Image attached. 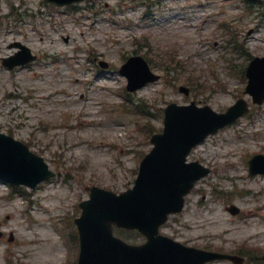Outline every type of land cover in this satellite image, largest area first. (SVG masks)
Instances as JSON below:
<instances>
[{
  "label": "rangeland",
  "instance_id": "374dc122",
  "mask_svg": "<svg viewBox=\"0 0 264 264\" xmlns=\"http://www.w3.org/2000/svg\"><path fill=\"white\" fill-rule=\"evenodd\" d=\"M69 7L0 0V131L62 173L35 189H12L0 179V264H71L78 255L72 218L88 197L86 186L120 192L133 185L140 152L151 146L144 122L161 129L171 101L192 99L224 111L239 97L251 112L192 150L188 159L211 172L160 232L264 264V174L249 176L247 164L264 154V102L251 103L238 72L250 57L264 55V0H85ZM15 41L37 59L8 70L1 58L16 51ZM135 53L149 57L162 76L129 93L147 115L121 94L126 80L118 67ZM167 58L180 64L167 69ZM180 84L190 88L188 96L178 91ZM229 204L240 212L231 214ZM67 219L70 243L60 229ZM115 232L130 243L143 241L128 230Z\"/></svg>",
  "mask_w": 264,
  "mask_h": 264
},
{
  "label": "water",
  "instance_id": "95a60500",
  "mask_svg": "<svg viewBox=\"0 0 264 264\" xmlns=\"http://www.w3.org/2000/svg\"><path fill=\"white\" fill-rule=\"evenodd\" d=\"M50 1L68 4L78 0ZM120 72L128 78L129 90L158 78L139 56L130 58ZM247 75L246 91L255 102H261L264 100V58H255ZM164 112L163 132L152 136L154 147L142 159L134 186L118 195L93 186L90 198L80 204L83 211L75 220L80 239L77 264H204L216 258L235 259L231 255L184 246L159 234L158 227L170 213L181 210L184 195L208 172L197 162H185L189 150L209 133L246 113V104L239 100L226 113L218 114L207 106L198 108L193 102L190 105L171 103ZM257 161L260 166L254 165ZM249 163L250 174L264 173V155H255ZM52 175L41 157L0 133V177L35 187ZM231 210L237 212L235 207ZM112 225L136 228L147 241L128 244L113 235Z\"/></svg>",
  "mask_w": 264,
  "mask_h": 264
}]
</instances>
